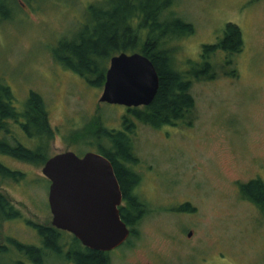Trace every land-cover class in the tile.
Wrapping results in <instances>:
<instances>
[{
	"label": "rangeland",
	"instance_id": "374dc122",
	"mask_svg": "<svg viewBox=\"0 0 264 264\" xmlns=\"http://www.w3.org/2000/svg\"><path fill=\"white\" fill-rule=\"evenodd\" d=\"M103 2L16 0L8 20H0V83L10 88L18 112L31 92L42 97L55 132L44 153L48 158L66 152L100 154V141L89 128L94 119H99V131L108 132L122 130L127 116L125 107L99 103L103 86H90L52 55L62 40L71 41L85 30L89 8L99 10ZM172 11L195 30L169 44L181 72L200 63L202 47L217 42L227 24L240 28L244 48L229 67L223 66V55L214 58L216 79L193 81L190 126L154 129L134 121L131 142L139 161L134 170L142 176L146 203L162 214L173 203L188 201L199 212L182 214L183 207L173 204L174 217L147 214L140 238L111 253V264H161V254L165 264H199L202 259L204 264H264V212L243 197L239 186L255 179L264 184V0H175ZM233 69L236 77H226ZM7 137L29 149L36 144L18 125L10 124ZM0 164L22 174L18 180H0V198L21 214L19 219H0V245L7 237L42 247L27 222L51 225L44 165L1 153ZM182 222L196 234L188 238L187 231L173 244L167 234L176 233L179 228L173 227ZM7 246L11 252L5 259L18 258ZM58 260L51 256L45 264H64Z\"/></svg>",
	"mask_w": 264,
	"mask_h": 264
},
{
	"label": "trees",
	"instance_id": "16d2710c",
	"mask_svg": "<svg viewBox=\"0 0 264 264\" xmlns=\"http://www.w3.org/2000/svg\"><path fill=\"white\" fill-rule=\"evenodd\" d=\"M104 7L99 10L89 8L90 21L85 30L75 39L62 40L52 51L54 60L72 71L90 86L101 88L112 57L121 53H139L150 60L159 77L156 96L148 107L127 108L123 117L122 130L103 132L98 130L99 119H94L93 138L100 141V155L108 159L116 173L122 193L127 200V208L135 210L136 200L129 193L137 186L139 175L132 167L139 165L133 153L131 134L134 121L154 129L175 126L179 123L191 125V114L195 102L190 93L193 81L214 80L217 77L215 57L220 55L224 67H229L234 56L244 48L242 32L234 24L225 26L222 38L212 45L202 47L200 63L191 71L181 72L175 61V50L169 44L182 37L192 36L194 28L178 18L172 11L175 0H103ZM16 0H0V20H8L9 11L15 9ZM136 24L133 25V21ZM234 71L227 76L236 77ZM10 88L0 83V153L23 163L44 165L50 158L45 156L48 141L54 137V129L48 121V111L40 95L31 92L22 112L13 106ZM10 124L18 125L30 140L36 141L29 149L18 144L12 146L7 141ZM106 145H102V143ZM45 153V154H44ZM22 174L0 164V180H18ZM245 199L250 200L264 212V184L259 180L240 185ZM21 218V214L6 199L0 198V219L2 221ZM127 226L133 227L134 217L125 215ZM42 242V248L22 244L12 238H5L0 245V264H45L52 254H60V236L64 234L50 226L28 223ZM13 247L18 258L6 260L11 252L6 245ZM69 254L64 260L75 264H105L104 257L97 251L86 248L72 238ZM4 259V260H3Z\"/></svg>",
	"mask_w": 264,
	"mask_h": 264
},
{
	"label": "water",
	"instance_id": "95a60500",
	"mask_svg": "<svg viewBox=\"0 0 264 264\" xmlns=\"http://www.w3.org/2000/svg\"><path fill=\"white\" fill-rule=\"evenodd\" d=\"M158 87V74L148 58L121 53L110 60L99 103L148 107ZM42 174L50 183L52 227L72 234L91 251L110 252L124 244L130 232L119 216L122 192L108 159L66 152L50 158Z\"/></svg>",
	"mask_w": 264,
	"mask_h": 264
},
{
	"label": "flooded vegetation",
	"instance_id": "af4514ba",
	"mask_svg": "<svg viewBox=\"0 0 264 264\" xmlns=\"http://www.w3.org/2000/svg\"><path fill=\"white\" fill-rule=\"evenodd\" d=\"M232 71L235 72L234 69L231 70V71H226L225 72V76L227 77V73L232 72ZM12 125L14 126L15 124H12ZM8 138L9 137H7V139ZM13 141L15 142L14 144L10 143L12 146H17L18 144L22 145L15 138L13 139ZM20 162H22V161H20ZM132 170H133V172H135L134 167H132ZM135 174H137V173L135 172ZM139 177H140V180L137 183V186H135L133 189H131V191L129 193L132 197L135 198V200L137 202L136 203L137 208L135 210L127 208V200L125 199L123 193H122V201H121V203H120V205L118 207L120 219L125 225L127 224V222L125 221V215L130 214V215H132L134 217V221L132 222L133 227H130L129 225L128 226L126 225L128 230H129V232H130V235H129L128 239L124 242V244H122L120 247H118V248H116V249H114V250H112L110 252H99L104 257L105 264H111V257H112L111 253H113L117 249H121V248L127 247L130 244L131 238H134V237L136 239L140 238V235H141L140 231H142V229L144 228V221L146 219V215L147 214L148 215H151V214L152 215H165V216H173L174 217V213H176L175 212L176 208H174L173 204L176 205V206H182L183 207V210L181 211V212H183L182 214H187L186 212H189L190 214L193 215V212H195V213L199 212V207L197 205L193 206L188 201L179 200V201L173 203L172 207H170L167 210H165V212H161L162 214H158L157 211H155V210H153V209H151L149 207V205H148V203H146L144 197H142V196H144V191H143V188H142V180L143 179H142V176L139 175ZM252 181H257V179L252 180ZM118 183H119V181H118ZM246 184H244V185H246ZM119 186H120V183H119ZM120 189H121V186H120ZM121 192H122V190H121ZM169 202L170 201H167L168 204H169ZM171 202H173V201H171ZM257 210H259V209H257ZM192 215H190V216H192ZM178 228H179V230H178ZM175 229L178 230L176 233L172 232L170 236H168V234H167V237H166V239H168L173 244L179 243L180 240L183 239V237H184L185 233H187V231H188V234H187L188 238H191V236H193L194 232L196 234L195 230L191 231L189 228H187V226L185 225V222H182L181 224H177L175 226V228L173 227V230H175ZM58 231L60 233L64 234V239H65L66 242L63 240L62 236H60V249H59L60 254H59L57 259L63 261L64 264H75L72 260H68V261L64 260V256L69 254V250H70V246L69 245L71 244L70 242H71L72 238H75V237L72 234L68 233V232H64V231H60V230H58ZM160 234H162V233L160 232ZM81 247L83 248V250H86V248L83 245ZM39 248H42V247H39ZM136 249H137V247H136ZM124 255H125V251H123V254L119 255L118 258H121ZM155 255H156L155 256L156 258L159 257V255H157V254H155ZM51 256L56 258V256L50 254L47 257V259L51 258ZM161 259L163 260L161 264H165V259H164V256L162 254H161ZM204 262H205V260L202 259V261L200 260L199 264H204Z\"/></svg>",
	"mask_w": 264,
	"mask_h": 264
}]
</instances>
